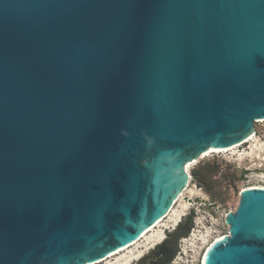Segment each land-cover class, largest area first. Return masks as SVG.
<instances>
[{
    "label": "water",
    "instance_id": "1",
    "mask_svg": "<svg viewBox=\"0 0 264 264\" xmlns=\"http://www.w3.org/2000/svg\"><path fill=\"white\" fill-rule=\"evenodd\" d=\"M262 120L264 0H0V264H100ZM226 224L264 264V188Z\"/></svg>",
    "mask_w": 264,
    "mask_h": 264
},
{
    "label": "rangeland",
    "instance_id": "2",
    "mask_svg": "<svg viewBox=\"0 0 264 264\" xmlns=\"http://www.w3.org/2000/svg\"><path fill=\"white\" fill-rule=\"evenodd\" d=\"M254 128L257 138L264 142V120L255 123ZM250 146L251 144H246L240 150L246 151ZM262 164L264 165V162L252 163V159L238 162L229 152L211 154L192 165L189 170L191 186L183 199L184 203L191 205V210L179 225L181 231L189 228V234L180 238L177 243L171 240L163 252L158 251V247L180 227L174 231H167L164 242L144 254L139 260L132 261L131 264H150L155 260H163L171 254L176 245L177 252L169 264H200L205 247L203 242L205 240L211 242L217 236L228 234L226 216L229 212L236 211L242 189L249 186H264ZM193 173H197V176ZM192 191H197L200 195L193 197ZM168 221L169 219L164 224H168ZM190 221H192L191 226ZM194 230L197 233L192 237ZM145 245L142 240L102 264H121L131 255L143 251Z\"/></svg>",
    "mask_w": 264,
    "mask_h": 264
},
{
    "label": "bare ground",
    "instance_id": "3",
    "mask_svg": "<svg viewBox=\"0 0 264 264\" xmlns=\"http://www.w3.org/2000/svg\"><path fill=\"white\" fill-rule=\"evenodd\" d=\"M246 144H251L250 148L246 151L245 150L241 151L240 148H242ZM229 152L235 157L236 161H238V162H244L245 160H248V159H252V163L256 162V161L264 162V142L259 140L257 138V134L254 133L245 142H243L239 145H236L232 148L222 149V150L211 149V150L207 151L198 160H195L193 163L189 164L187 169L189 171L192 165L196 164L199 160L204 159L211 154L229 153ZM262 167H264L263 164H262ZM190 186H191V183H189L186 190L180 195L178 200L175 202L170 213L167 216H165L162 220H160L150 231L146 232L137 242L130 245L129 247L123 248V249L117 251L116 253L111 254L108 258H106L100 264L107 262L109 259H112L115 256H118L119 254L129 250L130 248L134 247L139 242L144 240V242L146 244L144 246V250L139 251V252L131 255L129 258H127L126 260H123L121 263V264H131L132 261L139 260L140 258H142L144 256V254L149 252L151 249H153L154 247H156L160 243L164 242L166 239V232L176 230L179 227V225L181 224L183 218H185L188 215L189 211L191 210V205L186 203V202L185 203L183 202L185 193L188 191ZM248 188H264V186H249V187L243 188L242 190H245ZM191 193H192L193 197H197L200 195V193H198L197 191H192ZM179 204H180V206H178ZM167 219H169L168 224H164L167 221ZM196 233H197V231L194 230L192 237ZM225 235H227V234H225ZM222 237H224V235H220V236L215 237L213 240H211V242H207L206 240H205V242H203L205 247H204L203 253L201 254L200 264H203L204 256H205L207 250L209 249V247L211 246V244L214 241L221 239Z\"/></svg>",
    "mask_w": 264,
    "mask_h": 264
},
{
    "label": "trees",
    "instance_id": "4",
    "mask_svg": "<svg viewBox=\"0 0 264 264\" xmlns=\"http://www.w3.org/2000/svg\"><path fill=\"white\" fill-rule=\"evenodd\" d=\"M194 176H197V173H193ZM190 226L192 225V221L189 222ZM180 227V226H179ZM189 228L185 231H181V227L177 229L176 233H174L173 235H171L169 237V239H167L160 247H158V251H164L168 246L169 243L172 241L176 242L183 237H186L189 234ZM177 252V245L175 246V248L172 250L171 254L169 256H167L165 259L163 260H155L150 264H169L170 261L172 260V258L174 257V255Z\"/></svg>",
    "mask_w": 264,
    "mask_h": 264
}]
</instances>
